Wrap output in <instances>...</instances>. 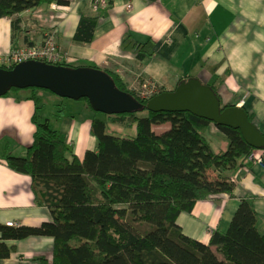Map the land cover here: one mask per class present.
I'll list each match as a JSON object with an SVG mask.
<instances>
[{"label": "trees", "instance_id": "trees-1", "mask_svg": "<svg viewBox=\"0 0 264 264\" xmlns=\"http://www.w3.org/2000/svg\"><path fill=\"white\" fill-rule=\"evenodd\" d=\"M53 5L69 6L70 1L0 0V20H11L12 51L36 50L55 38L47 31L41 44L28 38L23 45L18 42L27 33L25 13ZM98 22L96 16H82L74 41L90 44ZM58 46L64 60L57 65L80 67L68 64L67 54ZM150 52L151 46H141L139 60ZM14 66L0 64L7 69ZM103 71L120 90L147 103L142 87L148 82L139 79L141 88L132 89L117 72ZM209 86L223 107L230 106L216 84ZM159 89L153 96L168 91ZM21 91L30 92L36 104L34 140L24 155H8L6 162L12 170L31 177L35 204L51 219L38 227L0 224L1 258H9L14 251L7 241L47 236L53 239L52 249L37 259L38 264H264V232L257 226V213L248 198L241 199L229 229L212 232L207 243L186 235L178 222L180 215L193 212L197 202L218 194L206 182L209 170L231 173L251 163L249 158L257 149L239 130L217 126L229 143L216 151L209 140L210 121L190 112L144 109L116 115L136 124L134 135L119 134L108 129L109 115L94 111L84 98L81 101L93 112L91 134L97 147L81 159L51 120L40 114L44 104L39 93L49 90L15 88L9 93ZM249 119L254 123L255 116L249 114ZM164 124L170 128L159 132L156 126Z\"/></svg>", "mask_w": 264, "mask_h": 264}, {"label": "crops", "instance_id": "crops-1", "mask_svg": "<svg viewBox=\"0 0 264 264\" xmlns=\"http://www.w3.org/2000/svg\"><path fill=\"white\" fill-rule=\"evenodd\" d=\"M69 1V6H44L25 13L27 33L18 42L23 45L28 38L41 44L45 32L51 31L68 64L115 71L132 89L141 88L139 79L168 91L184 78L216 84L225 103L243 106L264 133V0H108L105 8H96L95 0ZM84 15L96 16L99 22L92 42L80 45L74 36ZM146 44L151 52L139 60L138 51ZM11 48V20L1 19L0 60ZM31 95L21 91L0 97V224L6 226L13 222L38 227L51 219L35 204L31 177L6 162L8 155H24L33 143L36 104ZM47 99L56 110L47 117L40 114L43 119L56 118L53 127L83 159L87 150L97 147L91 134L93 112L86 102L76 114L67 112L69 103ZM210 133H220L226 139L220 149L227 148L229 140L216 125L210 126ZM255 151L263 165L206 173V182L219 192L197 202L192 213L180 215L178 222L186 235L207 243L212 232H226L242 198L252 203L257 226L264 232V149ZM7 243L14 251L9 258L0 257V264H38L40 256L51 252L53 239L30 236Z\"/></svg>", "mask_w": 264, "mask_h": 264}, {"label": "water", "instance_id": "water-1", "mask_svg": "<svg viewBox=\"0 0 264 264\" xmlns=\"http://www.w3.org/2000/svg\"><path fill=\"white\" fill-rule=\"evenodd\" d=\"M40 88L75 101L86 98L91 108L107 115L137 113L147 109L154 113L190 112L216 126L239 130L255 149H264V133L250 121L240 105L222 106L221 100L200 79L182 80L172 91H165L142 104L128 92L120 90L105 71L92 67H67L38 60H26L12 69L0 67V97L12 89Z\"/></svg>", "mask_w": 264, "mask_h": 264}, {"label": "built area", "instance_id": "built-area-1", "mask_svg": "<svg viewBox=\"0 0 264 264\" xmlns=\"http://www.w3.org/2000/svg\"><path fill=\"white\" fill-rule=\"evenodd\" d=\"M201 3L204 0H198ZM108 0H96L94 2L95 7H107L108 5ZM53 8H56L57 6L53 5ZM26 60H38V61H42V62H46L49 64H58L61 63L64 60V55L61 53L59 46L57 44V41L55 40V38H49L45 45L41 46L39 49L33 50V49H29L27 51H21L19 53L17 52H13L12 54L7 55L6 58H3L0 60V64L3 65H16L20 62L26 61ZM68 61V56L66 58V62ZM154 90V91H150L148 89ZM156 87L151 85L150 83H147L145 85H143L142 87V94L144 97L146 98H150L152 97L155 93H156ZM263 150V149H261ZM250 162L253 164H260L263 165V161L261 160V156L258 155L257 151H254L251 156H250ZM9 226H16L15 223L10 222L8 223Z\"/></svg>", "mask_w": 264, "mask_h": 264}, {"label": "rangeland", "instance_id": "rangeland-1", "mask_svg": "<svg viewBox=\"0 0 264 264\" xmlns=\"http://www.w3.org/2000/svg\"><path fill=\"white\" fill-rule=\"evenodd\" d=\"M14 51H12V48L10 50V52L7 54H12ZM151 92L154 90H151L150 88L148 89ZM159 91H161L160 89H156V93H158ZM45 95V96H44ZM43 97V104H44V109L42 110V114L46 115V117L48 116V114H52L54 113V111L56 110L54 103L50 102L47 98L49 96H51L52 98H55L56 100H63L65 103H69L70 106L67 109V112H71V113H76L79 114L82 111H80L79 105L80 104H85L83 101L79 100V101H75V100H71V99H65V98H60L59 96L53 94L52 92L49 91H41L40 92V98ZM123 117H118L116 115H109V130L112 131H117V133L119 134H126V135H134L136 133V124H130L127 123ZM51 121H53V124L56 125V118L53 116V118H51ZM157 130L159 132H163L166 129L170 128V124H164L161 126H156ZM209 134H210V142L212 143L213 148L218 151L222 146L223 143L226 139H224V137L220 134V133H214L211 134L210 130H209ZM208 177H211L210 175H208ZM124 225H126L127 227H129V225L127 223H125L124 221H121Z\"/></svg>", "mask_w": 264, "mask_h": 264}]
</instances>
